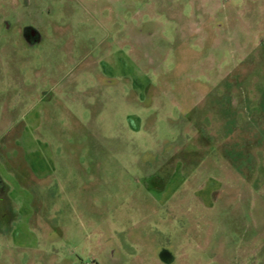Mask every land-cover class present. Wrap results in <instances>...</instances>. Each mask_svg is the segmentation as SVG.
Wrapping results in <instances>:
<instances>
[{
	"label": "rangeland",
	"instance_id": "1",
	"mask_svg": "<svg viewBox=\"0 0 264 264\" xmlns=\"http://www.w3.org/2000/svg\"><path fill=\"white\" fill-rule=\"evenodd\" d=\"M0 178V264H264V0H0Z\"/></svg>",
	"mask_w": 264,
	"mask_h": 264
},
{
	"label": "flooded vegetation",
	"instance_id": "2",
	"mask_svg": "<svg viewBox=\"0 0 264 264\" xmlns=\"http://www.w3.org/2000/svg\"><path fill=\"white\" fill-rule=\"evenodd\" d=\"M23 32H24L23 34L25 36L30 35L29 38H31V37L33 38L36 35V32H34L32 28L25 29V31H23ZM5 193H6V183L0 178V197H3V195Z\"/></svg>",
	"mask_w": 264,
	"mask_h": 264
},
{
	"label": "water",
	"instance_id": "3",
	"mask_svg": "<svg viewBox=\"0 0 264 264\" xmlns=\"http://www.w3.org/2000/svg\"><path fill=\"white\" fill-rule=\"evenodd\" d=\"M25 29H28V28H25ZM25 29H24V31H25Z\"/></svg>",
	"mask_w": 264,
	"mask_h": 264
}]
</instances>
